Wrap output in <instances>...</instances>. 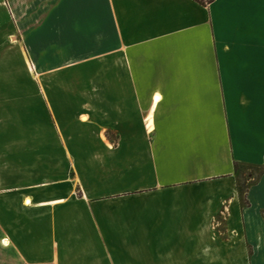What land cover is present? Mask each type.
Instances as JSON below:
<instances>
[{
	"label": "crops",
	"instance_id": "crops-1",
	"mask_svg": "<svg viewBox=\"0 0 264 264\" xmlns=\"http://www.w3.org/2000/svg\"><path fill=\"white\" fill-rule=\"evenodd\" d=\"M64 3L105 128L34 131L15 160L0 132V264H264V0ZM38 5L0 0V39Z\"/></svg>",
	"mask_w": 264,
	"mask_h": 264
},
{
	"label": "rangeland",
	"instance_id": "rangeland-1",
	"mask_svg": "<svg viewBox=\"0 0 264 264\" xmlns=\"http://www.w3.org/2000/svg\"><path fill=\"white\" fill-rule=\"evenodd\" d=\"M38 2L36 9L24 11V17L30 19L24 27L27 41L11 31L8 40L0 39V98L8 99L7 105H0V132L3 130L5 135L7 131L9 155L13 160L18 145L31 146L34 131L42 144H51L55 130L63 139L87 120L90 129L105 128L95 111L107 109V102L90 105L87 115L81 112V99L87 103L88 97L97 103L96 98L106 94L111 97V91L95 88V66H90L89 71L82 68V63L87 61L84 55L93 49L82 48L85 43L79 40L81 36L76 35L73 26L82 17L81 12L65 8V0ZM74 37L77 41L71 40ZM110 117L111 113H107L110 120L107 122H111ZM56 120H59L57 124ZM1 141L6 140L0 138V145ZM25 148L22 150L27 151ZM260 173L261 169L256 167L240 168L241 192Z\"/></svg>",
	"mask_w": 264,
	"mask_h": 264
},
{
	"label": "trees",
	"instance_id": "trees-1",
	"mask_svg": "<svg viewBox=\"0 0 264 264\" xmlns=\"http://www.w3.org/2000/svg\"><path fill=\"white\" fill-rule=\"evenodd\" d=\"M196 3L200 4L201 6L207 7L211 3H213L215 0H194ZM237 168V165H236ZM243 194V192H241Z\"/></svg>",
	"mask_w": 264,
	"mask_h": 264
}]
</instances>
